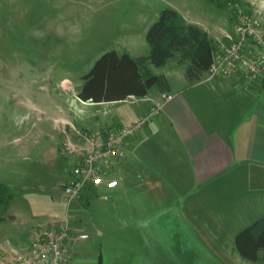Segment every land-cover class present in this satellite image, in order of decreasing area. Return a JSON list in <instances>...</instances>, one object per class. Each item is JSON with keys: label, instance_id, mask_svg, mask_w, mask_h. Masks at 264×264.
Wrapping results in <instances>:
<instances>
[{"label": "rangeland", "instance_id": "rangeland-1", "mask_svg": "<svg viewBox=\"0 0 264 264\" xmlns=\"http://www.w3.org/2000/svg\"><path fill=\"white\" fill-rule=\"evenodd\" d=\"M167 7L185 23L207 29L215 54L236 36L243 16L257 17L264 29V0H0V260L8 262L27 252L33 232L63 218L67 206L72 226L75 220L78 232L90 236L71 245V264H256L238 253L234 235L226 230L201 231L199 192L185 200L177 198L169 212L164 205L149 212L156 216L147 219L152 224L143 228L147 232L143 234L142 228L136 233L134 224L115 221L111 226L103 217L113 207L112 198L120 206L129 200L134 207L132 187L112 198L100 194L80 198L83 191L70 205L60 200L62 184L74 166V157L61 149L62 130L69 125L71 132L73 125L97 132L104 119L134 116L141 103L138 97L100 105L79 98V118L74 119L71 107L83 76L106 51L148 55L147 30ZM145 71L153 74L151 66ZM58 107L64 111L56 113ZM53 112L64 123L56 127ZM76 141L81 142L79 136ZM119 173L116 169L114 175L119 178ZM90 198L91 218L82 208ZM124 212L125 218L135 220L133 208ZM214 237L224 244L209 246L206 241ZM260 257L264 263L263 252Z\"/></svg>", "mask_w": 264, "mask_h": 264}, {"label": "crops", "instance_id": "crops-1", "mask_svg": "<svg viewBox=\"0 0 264 264\" xmlns=\"http://www.w3.org/2000/svg\"><path fill=\"white\" fill-rule=\"evenodd\" d=\"M215 51L216 48L214 55ZM128 53L133 57L143 55ZM188 64V60L179 61L177 57L161 67L147 63L146 67L151 66L150 72L166 77L168 88L162 91L157 86L150 87L145 96L138 97L141 103H138L134 116L125 118L121 114L119 118L115 116L114 119L118 118L115 120L113 117L104 119L94 130H116L146 115L156 104H162L158 113L129 138L125 155L119 163L120 177L114 175L118 185L111 189L104 185H91L80 197L88 199L90 195L100 194L112 198L118 193H129L130 187L135 189L131 201L134 207H131L129 200L121 201L120 206L118 200L111 199V210L115 212L109 210V213L103 214L111 226L115 221L124 226L134 224L137 234L141 228L142 234L147 233L143 228H149L152 224L147 219L156 216L149 212H154L160 205H164L163 209L169 212L177 198L185 200L197 192L201 194L197 201L202 204L203 233L222 234L226 230L235 237L241 229L264 216V75L250 81L240 77L208 78L206 72L199 80L190 82L186 75ZM163 93L173 97L164 101ZM129 98L135 96L93 103L117 104ZM79 100L77 96L73 100L75 106L71 107L74 119L79 118ZM56 111L61 113L64 109L58 107ZM56 113L53 119L57 127L59 122L64 123V118ZM66 127V130H62L64 140L68 138L76 142V127L72 125L71 132L69 125ZM62 195L61 191L60 200L65 202ZM194 200L191 201V208L195 207ZM84 204L82 208L90 215L91 198ZM129 207L135 212V220L125 218L124 210ZM128 214L131 217V213ZM63 218L53 220L50 226L33 232L31 242L43 229L58 226ZM73 222L75 226H72V231L81 234L77 226L80 224L75 220ZM95 226L98 227L97 224ZM155 226L153 223L152 228ZM210 226L219 230L208 232L206 228ZM215 238L206 241L209 246L224 244V241L217 242Z\"/></svg>", "mask_w": 264, "mask_h": 264}, {"label": "built area", "instance_id": "built-area-1", "mask_svg": "<svg viewBox=\"0 0 264 264\" xmlns=\"http://www.w3.org/2000/svg\"><path fill=\"white\" fill-rule=\"evenodd\" d=\"M236 36L221 46L207 70L208 78L223 76L256 80L264 75V29L257 17L243 16L236 24ZM173 97L163 93V100ZM156 104L149 113L136 118L118 129L85 132L77 129L81 142L63 140L62 151L74 157L70 179L63 185L62 194L68 204L82 194L88 186L104 185L115 188L114 178L120 160L125 155L129 138L141 129L161 109ZM88 234L72 232V224L66 213L58 227L44 229L31 243L25 253L15 254L10 261L0 264H71L70 244L74 240L86 239Z\"/></svg>", "mask_w": 264, "mask_h": 264}, {"label": "trees", "instance_id": "trees-1", "mask_svg": "<svg viewBox=\"0 0 264 264\" xmlns=\"http://www.w3.org/2000/svg\"><path fill=\"white\" fill-rule=\"evenodd\" d=\"M146 39L150 45L148 55L133 57L128 52H104L83 76L78 97L84 101L107 102L124 100L130 95L143 97L152 86L165 91L166 77L146 72L147 63L161 67L172 58L188 60L186 75L193 82L207 72L214 57V46L207 31L185 23L171 7L160 11L157 20L149 26ZM234 242L242 257L264 264L260 257L264 253V216L241 229Z\"/></svg>", "mask_w": 264, "mask_h": 264}]
</instances>
